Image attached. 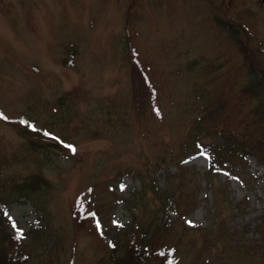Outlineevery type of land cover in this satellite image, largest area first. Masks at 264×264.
Instances as JSON below:
<instances>
[{"label":"rangeland","instance_id":"rangeland-1","mask_svg":"<svg viewBox=\"0 0 264 264\" xmlns=\"http://www.w3.org/2000/svg\"><path fill=\"white\" fill-rule=\"evenodd\" d=\"M213 17L236 23L264 70V0H0V110L12 122L0 120L3 229L28 264H97L103 246L70 218L80 195L108 239L165 214L177 264H264V167L247 158L211 169L203 149L180 154L219 96L236 98L218 130L243 134L235 124L254 105L237 103L247 70ZM129 50L147 83L131 79ZM51 138L73 153L32 146ZM33 175L46 185L17 198ZM162 190L180 218L173 201L160 206Z\"/></svg>","mask_w":264,"mask_h":264},{"label":"trees","instance_id":"trees-1","mask_svg":"<svg viewBox=\"0 0 264 264\" xmlns=\"http://www.w3.org/2000/svg\"><path fill=\"white\" fill-rule=\"evenodd\" d=\"M213 21L232 41L241 55L242 63L247 70L246 74L248 78L244 86L239 89L237 95V99L241 102L237 103L239 106H243V100H250L249 102L254 101V105L247 109L243 117L239 119L241 125L235 124L237 127L240 126L243 134H240V132L234 133L233 131L236 128L218 130V118L226 107L229 106V100H235L236 98L231 97L230 93L219 96L213 108L207 109L201 117H197V122H204L205 128L203 130V127H200L199 123H195L180 149V154L182 155L186 151L195 152L203 149L208 156L211 169L214 164H219L220 166L227 163L228 167L235 163L241 164L247 158H253L257 164L264 167V70L258 68L252 59V53L255 52L253 49L255 48L250 49L252 47L243 46L245 44L240 39L241 29L236 26L234 21L218 19L217 17H213ZM128 54L131 79L135 78L139 84L147 83L148 77L140 69L137 60L133 58V52L129 50ZM70 56L71 59L73 53ZM69 61L62 59V64L66 65ZM150 96L151 93L147 95V97ZM155 111L158 112L157 109ZM0 120L12 124L2 114L1 110ZM208 122H211V124ZM25 126V123H18L16 127L22 130ZM206 132L211 133V136H215L218 140H214L207 145H201L199 135ZM32 146L36 148L47 146L60 151H69L68 153L71 152L70 154L73 153L72 145L70 146L54 138H51L49 142L37 141ZM163 163L164 159H161V164ZM156 169L158 170L159 167H156ZM41 185H46V182L42 180L40 175L29 176L26 182L15 188L17 198L23 197V192L26 189L34 194ZM155 189H158L157 186ZM164 191L166 190H162L160 197L158 196L160 206H163L170 200L173 201V208L178 211V217L180 218L183 213L181 212L179 203L172 194L174 191H170L169 195ZM69 212L74 229L76 231H84L93 237L92 240L96 245L99 247L103 246V254L98 259L97 264L178 263V249L175 244L166 238V233L171 229L173 221H170L168 224V221L164 220L165 214L163 217L162 215L158 217L157 223L156 221H148L141 226L135 222L134 218L133 222H130L119 233L120 235L108 239L106 231L102 230L98 214L91 208V201L87 197L78 196L70 205ZM5 224H8L5 217V203L2 202V197H0V264H28V253L25 251L24 245L22 246V241L13 233L4 231L3 226ZM260 224L258 229H261L260 237H262V233L264 232V217L260 221ZM38 225L37 223L36 227Z\"/></svg>","mask_w":264,"mask_h":264},{"label":"snow or ice","instance_id":"snow-or-ice-1","mask_svg":"<svg viewBox=\"0 0 264 264\" xmlns=\"http://www.w3.org/2000/svg\"><path fill=\"white\" fill-rule=\"evenodd\" d=\"M22 123H23V121H22ZM34 131H35V129H33ZM45 135H47V133H45ZM74 151V150H73Z\"/></svg>","mask_w":264,"mask_h":264},{"label":"water","instance_id":"water-1","mask_svg":"<svg viewBox=\"0 0 264 264\" xmlns=\"http://www.w3.org/2000/svg\"><path fill=\"white\" fill-rule=\"evenodd\" d=\"M261 1H263V0H261Z\"/></svg>","mask_w":264,"mask_h":264}]
</instances>
